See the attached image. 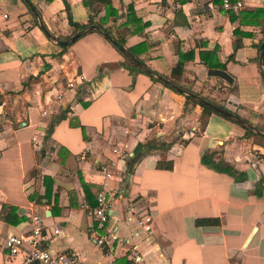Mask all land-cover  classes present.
I'll use <instances>...</instances> for the list:
<instances>
[{"label": "crops", "instance_id": "obj_1", "mask_svg": "<svg viewBox=\"0 0 264 264\" xmlns=\"http://www.w3.org/2000/svg\"><path fill=\"white\" fill-rule=\"evenodd\" d=\"M29 1L59 40L75 31L67 4L78 24L92 14L85 0ZM240 1L243 8L235 13L223 0H112L119 18L108 25L129 30L127 48L149 45L139 58L168 79L178 50H194L195 59L177 78L180 85L264 132L262 26L242 15L264 8V0ZM131 8L140 22L128 23ZM36 20L24 0H0V215L10 205L22 218L12 225L0 216V264H26L24 254L8 255L5 240L29 233L35 215L46 226L43 243L52 252L75 251L80 264H130L90 234L97 193L114 188L124 197L110 225L137 242L149 264H264V145L219 113L202 130L201 106L187 104L186 95L148 74L134 79L122 66L125 57L99 32L63 52ZM206 51L217 52L233 83L208 75L200 57ZM65 72L83 79L58 102ZM46 109L54 114L44 117ZM115 147L125 150V158ZM205 154L237 175L202 163ZM112 161L118 178L107 180L101 166ZM133 199L152 215L150 234L129 219L125 204Z\"/></svg>", "mask_w": 264, "mask_h": 264}, {"label": "built area", "instance_id": "obj_2", "mask_svg": "<svg viewBox=\"0 0 264 264\" xmlns=\"http://www.w3.org/2000/svg\"><path fill=\"white\" fill-rule=\"evenodd\" d=\"M223 7L228 11L238 13L243 8L240 0H223ZM66 86L57 95L56 100L62 102L66 98V92L75 90L78 81L82 80V75L77 72H65ZM54 114L53 109H46L43 116H51ZM113 152L120 158H125V150L115 147ZM116 168V162L112 161L104 163L101 171L107 180L118 178L113 169ZM97 206L90 210V215L96 221V225L92 227L91 236L101 246L108 248L114 255H125L129 258L130 264H149L145 254L137 242L120 236L111 222L115 218V206L119 200L124 197V192L119 188L111 190H103L97 193ZM127 213L130 221L135 220L137 224L150 234L152 227V215L147 208L142 206L137 200H129L126 204ZM30 231L23 235H9L5 240V249L8 255L16 258L19 254H24L26 264H80L79 254L73 252H57L54 253L44 246L43 240L47 231L43 220L35 215L31 217L29 222ZM59 229L52 230L53 235L59 234Z\"/></svg>", "mask_w": 264, "mask_h": 264}, {"label": "trees", "instance_id": "obj_3", "mask_svg": "<svg viewBox=\"0 0 264 264\" xmlns=\"http://www.w3.org/2000/svg\"><path fill=\"white\" fill-rule=\"evenodd\" d=\"M85 5L87 7H89L91 9V11H92V14L89 17V20H88L87 24H78V23H76L74 21V19H73L70 6L68 4L66 6L69 23L75 30L74 34H76L77 32H79V31H81L83 29L88 28L89 26L98 25L102 29V31L105 32L107 35H105L104 33H101V32H99V33L102 34L111 44H112L111 39H114L120 45H122L123 47H126V42H127L126 39H127V35H128L129 30L120 32L119 31L120 29L114 28V27L108 25L111 22H114V23L117 22V20L119 18V11L113 6L112 0H85ZM102 12H103V15H101ZM242 15L254 19V23L255 24L262 26L261 32L263 34V41H264V8H258V9L254 10V11H245V12H242ZM237 18H238V16H234V15L232 16V20H236ZM131 22H140V20L137 19L136 14H135V10L133 8L130 9L128 23H131ZM36 23H37V20H36ZM91 32H97V31H89L87 33H91ZM87 33H85L81 37L85 36ZM238 45L239 44H237V43L235 44V48L236 49L238 48ZM259 46L260 45H258V47ZM114 47L116 48V50L119 53H121L125 57L126 63L122 64V66L129 70L130 74L132 76H134V79H135V76L137 75V73L148 74V73L144 72L141 68H139L137 65H135L116 46H114ZM149 47H150L149 45L144 43V45H141L139 47H131V48L130 47L129 48L126 47V48L128 49V51L135 58H137L143 65L146 66L145 62L139 58V50H143L144 49V52H146V51H148ZM67 49H68V47H62L63 52L67 51ZM177 54H178V58H179L178 64L173 70V76H172L173 78H169L170 81L173 82L175 85L183 88L184 90H187V91H189V92H191L193 94H196V95H198V96H200V97H202V98H204L206 100H209L213 104L218 105L213 100H211L209 98H205L201 94L196 93V92L192 91L191 89H187V88L183 87L182 85H180V83L178 82L177 78L182 77V75L184 73L185 63L195 59V51L194 50H190L188 52H183L182 50L179 49ZM200 57H201L202 63L205 64L209 69H217V68L218 69H222V70H226L227 69L225 64H222V63L219 62V59H218L216 51L201 52L200 53ZM232 59H234V57H232ZM148 75L154 81L162 83L160 80H158L153 75H151V74H148ZM262 75H263V72H262ZM263 78H264V75H263ZM165 86L167 87V85H165ZM186 99H187V104L192 103L194 105H199V106L202 107L203 113H202V116H201L200 123H201V129L204 130L206 128L207 123H208V117L211 114L217 113V112H215L210 107H207L205 105L200 104L198 101H196L195 99H193L190 96H186ZM224 117H226V116H224ZM226 118L230 119L228 117H226ZM245 130H246V137L247 138H254L256 142H258L259 144L264 145V136L263 135L257 134V133H255V132H253L251 130L246 129V128H245ZM149 148L150 149H154L155 145L150 144ZM202 163H204L206 165H210L213 168L217 169L218 171H221V172H224V173H228V174L234 175V176L237 175V172L231 166L224 165L222 163H215L213 161L212 155H210V154H205V155L202 156ZM159 167L163 168V169H169L170 170V169L173 168V165L170 164V165H167V166L164 167L163 164H159ZM32 199L34 200L36 198L33 197ZM37 199H40V200H38L39 202L41 201V198H37ZM97 203L98 202H97V199H96V201L94 203H92V208H95L97 206ZM18 210L19 209L17 207L10 206V205H4L3 208H2V211H1V215H0L1 219L4 220L5 222L9 223V224H12V225H16V224L20 223L22 221V218H20L18 216ZM198 223L199 224H214V223H217V222L216 221L213 222L211 220H201Z\"/></svg>", "mask_w": 264, "mask_h": 264}, {"label": "water", "instance_id": "obj_4", "mask_svg": "<svg viewBox=\"0 0 264 264\" xmlns=\"http://www.w3.org/2000/svg\"><path fill=\"white\" fill-rule=\"evenodd\" d=\"M30 7L31 11L33 12V14L35 15V17L37 18V21L39 23V25L41 26V28L44 30V32L46 33V35L51 38L52 40H54L55 42H57L60 46L62 47H67L70 44H72L74 41H76L78 38H80L82 35H84L85 33L89 32V31H97V32H101L104 33L105 35H107L105 32L102 31V29L98 26V25H92L89 26L86 29H83L79 32H77L76 34H74L72 37H70L68 40H59L57 38H55L54 36L50 35V33L47 31L46 27L44 26V23L41 19L40 14L38 13V11L36 10V8L30 3L29 0H24ZM111 42L114 46H116L127 58H129L135 65H137L139 68H141L144 72L153 75L154 77H156L158 80H160L163 84L167 85L168 87L176 90L179 93H182L186 96H190L193 99H195L196 101H198L200 104L205 105L207 107L212 108L215 112L222 114L230 119H232L233 121H235L236 123L240 124L241 126H243L244 128L251 130L257 134L263 135L264 136V132L260 131L258 128L254 127L253 125H251L250 123H248L247 121H245L243 118L239 117L237 114L221 107L218 106L216 104L211 103L209 100H206L196 94H193L187 90H184L183 88L175 85L173 82H171L168 78L161 76L153 71H151L150 69H148L145 65H143L137 58H135L126 47H123L122 45H120L116 40L111 39ZM259 63L264 75V41L260 46V57H259ZM209 76L212 77H219L229 83H233V78L232 76H230V74H228L226 71L224 70H220V69H210L208 72Z\"/></svg>", "mask_w": 264, "mask_h": 264}]
</instances>
